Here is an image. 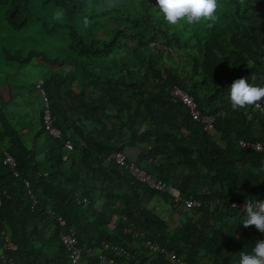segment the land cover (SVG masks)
<instances>
[{
    "label": "trees",
    "instance_id": "obj_1",
    "mask_svg": "<svg viewBox=\"0 0 264 264\" xmlns=\"http://www.w3.org/2000/svg\"><path fill=\"white\" fill-rule=\"evenodd\" d=\"M30 4L41 34L65 39L63 53L52 54L44 41L30 48L3 38L9 26L29 24ZM157 7V0H0V62L16 71L0 69V82L11 84L9 98L0 97V264H73L61 239L71 228L83 264H109L103 252L115 264H238L240 252L264 240L254 226L238 236L243 225L231 219L244 213L227 205L264 199V153L240 144L264 147V113L230 104L236 79L264 86V0H221L211 28L169 26ZM33 63L47 66V76L18 73ZM17 77L22 92L13 86ZM39 79L60 138L45 129L41 105L34 130L14 118L28 112L33 96L41 103ZM175 85L203 114L221 112L219 137L174 99ZM131 148L139 165L171 184L169 191L149 188L110 159ZM6 152L18 175L4 163ZM175 195L202 205L189 208ZM165 205L167 218L159 208ZM7 237L16 249L6 248ZM148 240L177 258L150 250Z\"/></svg>",
    "mask_w": 264,
    "mask_h": 264
},
{
    "label": "built area",
    "instance_id": "obj_2",
    "mask_svg": "<svg viewBox=\"0 0 264 264\" xmlns=\"http://www.w3.org/2000/svg\"><path fill=\"white\" fill-rule=\"evenodd\" d=\"M36 88L39 92V95L42 99V105H43V121H44V127L47 131L50 132L54 137H61L62 136V131L59 127L54 126L52 116H51V103L49 101V97L47 94V91L44 86V79H39L36 82ZM171 95L174 97L176 100L182 101L190 110L191 117L194 121L199 122L203 125L204 131L211 137L217 138L221 135V132L217 128V121L218 118L221 114V112H218L216 114H203L202 111L199 109L198 104L194 97L190 95L186 90L181 88L180 86L175 85L171 89ZM259 109L262 113H264V104H260V107L257 108ZM240 144L244 148H250L254 149L259 152L264 153V147L260 142L257 143H248L246 141H241ZM110 159L117 163L119 166L125 168L129 174L137 181L147 185L149 188L154 189L156 191L160 192H167L171 188V184L164 180L161 177H158L151 172H149L146 168L143 166L139 165L137 161L131 160L128 158V156L124 152H116L113 153L110 156ZM4 163L7 164L14 172L15 175H18V171L16 170V159L13 156V154L6 152L5 153V158H4ZM26 185H30V182L27 180ZM174 200L176 202H183L185 206L192 208V207H200L202 205V202L198 199H193V198H182L179 195L174 196ZM255 202L257 200H264V199H252L248 198L242 202L238 201H228L227 205L230 207H233L235 209H240L243 211V208L246 204L247 201ZM0 203H1V198H0ZM235 205V206H233ZM59 220L61 222L62 226H66V220L63 219L62 217H59ZM255 228V226H254ZM256 229V228H255ZM256 231L260 232L258 229ZM262 233V232H260ZM62 241L71 250V258L73 264H83L81 262L82 259V253L81 249L75 248V245L77 243V235H76V230L75 229H69L67 233L62 234L61 237ZM5 246L7 249H16L17 245L9 239V237L6 238L5 240ZM103 246L105 248H112L114 250H118V252H123L121 249L107 244L103 243ZM146 247H148L150 250L159 252L161 254L169 256L171 259H176V255L172 253L167 247L162 246L158 242H153L151 240H148L146 242ZM100 259L103 262L109 263V264H115L116 260L114 256H109L107 254L100 253L99 254ZM178 262L181 264H187L185 261L177 259Z\"/></svg>",
    "mask_w": 264,
    "mask_h": 264
},
{
    "label": "clouds",
    "instance_id": "obj_3",
    "mask_svg": "<svg viewBox=\"0 0 264 264\" xmlns=\"http://www.w3.org/2000/svg\"><path fill=\"white\" fill-rule=\"evenodd\" d=\"M115 3V0H110ZM221 0H157L159 15L163 21L173 27L184 24L188 26L207 24L213 27L219 20L218 10ZM64 9L56 11L54 18L62 20ZM85 25L90 23L87 15L82 17ZM264 101V86L248 83L246 78L236 79L230 85V104L233 111L250 107L259 108ZM42 105V100L40 103ZM235 206V205H233ZM243 219L240 223L245 228L255 226L264 233V200L247 201L243 208ZM238 264H264V240H258L252 251L240 252Z\"/></svg>",
    "mask_w": 264,
    "mask_h": 264
},
{
    "label": "rangeland",
    "instance_id": "obj_4",
    "mask_svg": "<svg viewBox=\"0 0 264 264\" xmlns=\"http://www.w3.org/2000/svg\"><path fill=\"white\" fill-rule=\"evenodd\" d=\"M29 9L32 11V14L29 15L30 22L29 24L22 29H15L13 27H8V37H3L5 40H9L11 41L14 40L17 44L20 45H24L27 47H33L36 46L38 48L43 46V41L46 42L45 44H47L48 46L51 45L52 46V54H59V53H63L65 49H67V45L65 43V39L62 37H57L55 34L49 36L46 34H41V27H40V22L38 21L37 18H35L34 14L36 12V5L35 7L33 6V4L29 5ZM2 23H4L3 20H0V25H2ZM3 30V28L0 27V38H2V36H4V32H1ZM7 38V39H6ZM9 43V41H8ZM0 44H3L2 41H0ZM36 64H39L35 61ZM35 63L31 64L29 67L24 68L21 70V73L23 74V77L25 75L30 76L29 79L30 80H35L39 77V75H46L45 72L48 71V67H42L39 68L38 66H34ZM42 64V63H40ZM45 64V63H43ZM46 65V64H45ZM39 68V69H38ZM0 69H3V71H7L8 73H11L12 75H14L16 73V71L14 69L8 68L6 65H4V63L0 62ZM31 73V75H30ZM8 85V86H7ZM11 84H3L0 82V97L6 101L9 98V94H8V89ZM16 85L17 86V91L22 92L21 86L22 85V80L21 77H17L15 79V81H13V86ZM21 85V86H20ZM25 95L28 96V91L26 90ZM34 101L32 103V106L27 107L28 112H22L19 115L15 116L14 118L17 119L16 121L19 122L20 118H22L24 120V125L28 126L31 130H34V127H37L36 125L38 124V112L37 110L40 107V103L38 102V100L33 96V100ZM35 101L38 102V104H35ZM32 133V132H31ZM48 143H44V146H47ZM160 210H162L164 212V217H168L169 215V210L170 207L165 205L163 207H159Z\"/></svg>",
    "mask_w": 264,
    "mask_h": 264
},
{
    "label": "crops",
    "instance_id": "obj_5",
    "mask_svg": "<svg viewBox=\"0 0 264 264\" xmlns=\"http://www.w3.org/2000/svg\"><path fill=\"white\" fill-rule=\"evenodd\" d=\"M1 81V80H0ZM30 99H33V98H30ZM48 145H49V143H48ZM47 145V146H48ZM127 156H128V158L129 159H131V160H135V161H137V159H138V151H137V149L136 148H131V149H129V150H127L126 151V153H125ZM243 219V216H236V217H233L232 219H231V221H232V223L235 225V227H238L240 224H242V223H240V221ZM243 225V224H242ZM243 228H241V229H239L240 231H237L238 233V236L239 235H243V236H245L244 235V231H246V230H248L250 227H248V228H245L244 226H242ZM253 227V226H252ZM234 255V257H236V254H233Z\"/></svg>",
    "mask_w": 264,
    "mask_h": 264
}]
</instances>
